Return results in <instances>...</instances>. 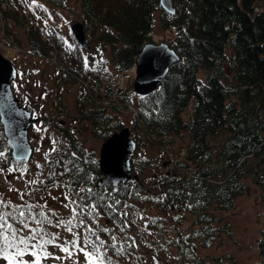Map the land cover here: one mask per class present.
Returning a JSON list of instances; mask_svg holds the SVG:
<instances>
[{
	"label": "trees",
	"instance_id": "obj_1",
	"mask_svg": "<svg viewBox=\"0 0 264 264\" xmlns=\"http://www.w3.org/2000/svg\"><path fill=\"white\" fill-rule=\"evenodd\" d=\"M4 1L0 0L1 10ZM17 1L13 2L12 17L25 22L24 0ZM178 1L174 13L161 9L160 25L172 30L169 44L178 52L179 60L169 67L158 86L140 95L129 83L114 92V100L122 101L119 104L96 106L90 100L78 105L86 124L104 138L121 127L118 113L123 101H131L136 95L138 114L132 122L136 141L142 137L156 144L172 133L188 135L187 141L180 143L185 153L173 170L168 172L161 159L155 162L154 172L145 175L140 171L148 158H141V162L132 159L136 177L117 185H98L102 176L98 158L86 150L73 129L60 127V144L47 148L32 164L11 158L0 129L4 176L21 174L17 180L22 181L21 185L0 184V197L11 202L0 211H13L12 206L19 205L29 224L22 235L30 237L35 228L44 239L54 237L45 245L50 260L44 259L42 264H87L86 256L78 250L67 261L54 259L67 256L60 245L71 250L74 234L79 237L80 247L88 238L87 250L91 252L96 251L91 241H103L100 251L106 264H123L119 257L125 253H129V259L144 260L145 254L138 248H148L147 244L169 255L173 251L171 264H232L230 255H202L198 246L208 247L217 235L228 231L227 224L211 212L214 208H232L235 195L248 188L246 178L259 185L264 201V0ZM77 2L86 35L100 46L94 52L92 70L102 72L109 59L116 69L133 64L140 47L149 40L158 0ZM33 30L38 32L36 27H28L30 45L41 54L48 53L51 46ZM227 43L229 52H225ZM106 45L111 58L105 57ZM106 90L105 95L110 87ZM186 107H190L189 117L183 119L181 112ZM248 156L255 162L251 163ZM9 168L16 170L9 172ZM220 173L224 176L216 178ZM145 201L154 202L170 217L148 214ZM29 205L33 206L30 210ZM40 212L45 216L38 215ZM33 215L41 220L40 224L31 219ZM9 222L21 227L17 215ZM134 231L142 233V243L134 239ZM257 249L256 264H264V218ZM23 259L31 264L34 257L25 255ZM0 264L7 262L0 259Z\"/></svg>",
	"mask_w": 264,
	"mask_h": 264
},
{
	"label": "rangeland",
	"instance_id": "obj_2",
	"mask_svg": "<svg viewBox=\"0 0 264 264\" xmlns=\"http://www.w3.org/2000/svg\"><path fill=\"white\" fill-rule=\"evenodd\" d=\"M13 1L15 4L16 2L19 3L17 0ZM178 2V0H173L176 9ZM23 6H26L25 9L27 11L25 22H20V18L13 19L12 12H10L13 10L12 6L9 8L6 4L5 11L0 10V15L3 14L4 16L3 19H0L3 20L0 22V51L16 67V76L12 81L13 92L30 109L31 116L36 117L28 126V138L32 144L30 158L40 160L43 153L47 151V148L51 149L54 144H60L63 138L60 127L65 126L73 129L78 138L84 141L86 150L98 157L101 143L105 137L103 138L100 132L95 128L91 129L89 127L90 125L86 124L88 121L82 118L78 105L80 102L90 103V100L94 96L96 99L93 100V103L96 105L105 104L106 102L104 100L108 99L105 96H97L96 94H103L104 91L108 92L106 90L107 87L109 88L108 84H110V87L113 86V80H119L118 84L123 88H126L129 83L132 84L134 64L124 67L125 69L121 73V71L115 70L116 68L113 67L109 59L107 65H104V70L107 69L105 68L106 66L111 67L109 71L110 75L106 73L97 75L93 72L92 69H94V60L96 58L94 52L96 48L100 47L99 42L95 38L87 36L91 44V49L90 51H86L78 47L70 33V24L77 20L81 21V12L77 0H66V3L60 4H56L52 0H24ZM152 16L153 20L149 40L169 43V37L173 36V32L172 30L161 27L160 7L153 10ZM45 21H49L50 27L52 25L57 32L54 31L52 33L47 28L45 29V31H48L46 33L52 36H48L44 31L42 32L39 29L38 32L37 30H33V32L36 35L38 34V36L39 34H43L44 37L51 38L48 40H53V43L48 42L55 46V49H51V51H57V62H61L62 65L66 66L64 68H61L57 62H54L51 56H42L41 52L35 51L29 43L27 36L28 27L33 26L35 22L45 25ZM45 27H49V25L46 24ZM51 51L49 52L52 53ZM229 51H231V47L227 43L225 45V52ZM104 54L106 58H111L109 45H106ZM77 68H81V70L76 71ZM198 73L202 75L201 69ZM97 81L100 83L99 86H96ZM108 94L106 93V96ZM110 97H112L115 104L122 102L116 99L114 100L112 93ZM132 102L133 104H137L136 95L132 97ZM189 108L186 107L181 112L183 119L189 117ZM134 117L135 112L127 106L120 108L118 119L122 125L129 127L130 135L136 141L135 136L137 133L132 128ZM52 137L55 138L53 139ZM162 138L163 141H160V143L152 144L150 140L138 137L131 160L137 159L141 162L143 160L141 158H148L145 167L142 168L140 173L144 171L146 175L154 172L155 162L161 159L164 160V158L170 156V151L175 150L180 143H185L188 135L187 133H172ZM166 150H168L167 153ZM248 160H251V163L255 162V159L249 156ZM0 164H3L4 167V161L1 159ZM166 165L170 170L175 164L169 162ZM223 176L224 174L220 173L216 178L221 179ZM9 179L13 182L16 180L14 175ZM0 180L3 182L7 181L1 176ZM246 181L248 188L235 195L232 208H214L212 210L211 213L217 216L218 220L223 222V224H227L228 231L217 235L210 246H198V250L202 255L210 253L224 257L227 254L230 255L228 259L232 264H256L258 260L257 240L260 229L263 226L264 201L261 195L262 189L259 185L251 179L246 178ZM21 184L22 181L19 185ZM144 203L148 214L156 212L166 215L168 218L170 217L169 212L166 214L164 212L165 210L159 209L154 202L145 201ZM136 234L134 231V239L138 243H142V238L138 237L139 233L137 236ZM146 246L148 248L139 247L138 245L139 251L141 250L145 254L144 260H140L138 257L129 259V253L128 256L127 253L121 255L119 259L123 264H171L172 261L169 260L173 257V251L169 255L162 248L157 250V248H152L148 244ZM49 260L50 258H47L44 261ZM62 260L67 261V259L63 258Z\"/></svg>",
	"mask_w": 264,
	"mask_h": 264
},
{
	"label": "water",
	"instance_id": "obj_3",
	"mask_svg": "<svg viewBox=\"0 0 264 264\" xmlns=\"http://www.w3.org/2000/svg\"><path fill=\"white\" fill-rule=\"evenodd\" d=\"M161 8L169 13L175 12L172 0H159ZM77 44L86 49L90 42L85 36L82 23L75 21L70 26ZM179 60L173 46L167 42L146 41L137 52L135 76L132 81L133 90L146 94L158 86L169 67ZM13 63L0 53V124L10 153L15 160L27 161L31 153V145L27 136L30 123V111L25 108L19 98L12 92L10 81L15 77ZM135 148V140L130 136L129 127L122 126L103 139L98 156V166L102 177L98 185L110 182L117 185L136 174L131 171V154ZM21 158V159H18Z\"/></svg>",
	"mask_w": 264,
	"mask_h": 264
},
{
	"label": "snow or ice",
	"instance_id": "obj_4",
	"mask_svg": "<svg viewBox=\"0 0 264 264\" xmlns=\"http://www.w3.org/2000/svg\"><path fill=\"white\" fill-rule=\"evenodd\" d=\"M39 130V129H38ZM54 143V142H53ZM55 150V149H53ZM73 156L75 153L72 154ZM5 152L0 151V157H4ZM21 159V158H18ZM15 168H9L8 171H15ZM0 171H3L0 169ZM26 171V169H24ZM29 183H38V181H30ZM89 191H91L89 189ZM9 202H5L2 197H0V208H7L10 205ZM32 205H29V210L32 208ZM95 208V205H92ZM13 211H0V259H3L7 262V264H29V261L23 259L25 255H31L34 259L31 261V264H42L44 259H47L51 256V253H48L45 245L52 243L54 241V237L49 239H44L43 236L39 235L37 229H31V236H25L21 233L25 228L29 227V224L26 222V214L24 211H19L20 206L14 205L12 206ZM75 213V208L72 209ZM13 215H17L19 217V223L21 225L20 228H17L14 223L9 222L10 218ZM38 215L45 216V213L40 212ZM32 220L36 222V224H40L41 220L36 219V216L33 215L31 217ZM50 222V221H49ZM60 223H65L61 221ZM67 223H71L69 220ZM82 223V222H81ZM69 232L72 231V228L69 227L67 229ZM91 231V229H87ZM107 231V229H105ZM94 234V233H93ZM39 236V239H38ZM99 238L97 237V241ZM90 241L86 237L84 240V247H80L79 237L74 234V238L71 241L72 249L65 245H60V249L62 252L66 253L67 256L63 257V259H68L73 256L74 250H78L79 252H83L87 258V264H106L103 253L100 249L103 247L104 242L99 241H91L96 251L91 252L87 250V245ZM54 259H62L61 257H54ZM78 264V262H77Z\"/></svg>",
	"mask_w": 264,
	"mask_h": 264
},
{
	"label": "built area",
	"instance_id": "obj_5",
	"mask_svg": "<svg viewBox=\"0 0 264 264\" xmlns=\"http://www.w3.org/2000/svg\"><path fill=\"white\" fill-rule=\"evenodd\" d=\"M172 161L174 162L175 160L173 159Z\"/></svg>",
	"mask_w": 264,
	"mask_h": 264
}]
</instances>
